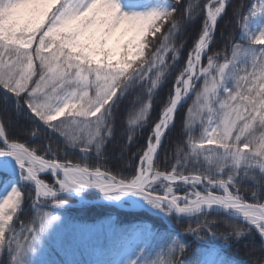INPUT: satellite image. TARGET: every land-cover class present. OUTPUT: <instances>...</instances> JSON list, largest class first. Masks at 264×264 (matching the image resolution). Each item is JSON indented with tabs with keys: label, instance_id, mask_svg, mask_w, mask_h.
I'll use <instances>...</instances> for the list:
<instances>
[{
	"label": "snow or ice",
	"instance_id": "obj_1",
	"mask_svg": "<svg viewBox=\"0 0 264 264\" xmlns=\"http://www.w3.org/2000/svg\"><path fill=\"white\" fill-rule=\"evenodd\" d=\"M230 6L0 0V264H61L55 253L79 251L98 254L87 264H236L216 247L185 256L187 237L209 235L227 247L244 244L248 264H264V0L232 6L239 39L222 32L223 49L214 51ZM201 14L184 57L182 37ZM178 122L164 155L173 162L161 168ZM57 140L81 159L61 155ZM70 199L125 217L108 211L96 223L74 222L61 215ZM26 201L33 215L21 219Z\"/></svg>",
	"mask_w": 264,
	"mask_h": 264
},
{
	"label": "trees",
	"instance_id": "obj_2",
	"mask_svg": "<svg viewBox=\"0 0 264 264\" xmlns=\"http://www.w3.org/2000/svg\"><path fill=\"white\" fill-rule=\"evenodd\" d=\"M203 3V0H201ZM251 3L252 0H230L231 6L227 10V14L220 20L218 21V26H217V31L215 33V40L216 42L212 45V49L215 50H221L223 49L225 40L224 37H222L221 33L223 32L224 35L226 36L229 32H233L236 36L237 39H239V28L236 27L235 20L232 15V6L239 5L241 3ZM203 19V15L201 14L200 17H198L195 21H193L186 29L184 37H182L183 40H185V47L183 49V56L186 57L187 51L192 47L193 41L198 35L199 28L201 21ZM183 59H181L180 64H183ZM206 62V61H205ZM172 87V78H169L167 84L164 86L163 90L160 92V97L165 96L168 91ZM160 97H157L159 99ZM194 99V97H193ZM191 105V99L187 101L183 105V107L180 110V115L184 114V110ZM160 105L159 103H154V110L152 112V117L153 120L156 119L157 116V110L159 109ZM11 109H9V113H11ZM126 124V120H125ZM18 127V126H17ZM151 124L146 125L140 132L137 141L134 145H132L127 154L125 159L122 161V164L126 168H131L135 163L136 160L132 158V153H135L137 151V148L142 146L145 142V139L150 131ZM181 133V127L179 122L177 123V127L173 129L170 134L168 135L167 139L164 142L163 148L160 151V166L161 168L169 166L173 161L169 160L168 164L166 165L164 163V155L165 152L171 156L172 153V145L173 142H175ZM120 135V129L118 127L117 131V136L119 137ZM30 143L36 144V145H42L44 142L40 140H31ZM57 143H59L62 152L61 155L67 154L69 159H72L73 161H79L81 159L80 153L78 151H73L71 149H64L62 141L57 140ZM111 149V146H109ZM116 158H119V150H116ZM89 162H92L91 160ZM44 179H50L51 183L53 182L52 178H49V176H44ZM24 190L31 191L30 186H24ZM34 195V193H33ZM67 198V197H65ZM31 201H26L25 203V211L24 214L21 216V219H27L29 216L33 215L31 208L29 207ZM69 203L72 205L71 207H68L64 210L61 211L62 216L68 217L70 220L74 222H79V223H87V224H92L96 223L98 220H101L104 218V215L108 211H112V213L119 218L123 219L125 217V213H123L120 210L116 209H106L103 205L100 204H87V205H80L74 200H69ZM51 210V209H48ZM214 217H209V219H213ZM156 224L160 228L166 227V225L162 222L157 220ZM177 227L183 229L188 226V221H184L182 224L176 225ZM192 226L194 227L195 224L193 223ZM188 243L190 244V247L186 249L185 256L189 258L192 254L195 253V250L197 248H207V247H216L220 248L221 251L228 256L229 258L233 259L236 261V264H248L250 261V257L246 255L247 248L244 246V244H241L238 248L237 247H227L224 245V242L222 240H219L218 238H213L210 235L206 236L203 241H197L194 237H187ZM245 243H248L247 241ZM257 249H259V240L258 238L255 241L254 245ZM248 247H253V244H248ZM259 254V253H257ZM97 253L96 252H88L85 253L83 251H79L75 253L74 255H69L65 256L62 253H55L54 258L56 260L61 261V264H64V261L68 259H78L80 261H83L84 264H87L89 260H93L97 258Z\"/></svg>",
	"mask_w": 264,
	"mask_h": 264
},
{
	"label": "rangeland",
	"instance_id": "obj_3",
	"mask_svg": "<svg viewBox=\"0 0 264 264\" xmlns=\"http://www.w3.org/2000/svg\"><path fill=\"white\" fill-rule=\"evenodd\" d=\"M45 176H49V178H52V176L51 175H45ZM44 179V178H43ZM53 179V178H52ZM46 180V182H49V183H51V181H50V179L48 180V179H45ZM193 255L194 254H192L189 258H192L193 257Z\"/></svg>",
	"mask_w": 264,
	"mask_h": 264
}]
</instances>
